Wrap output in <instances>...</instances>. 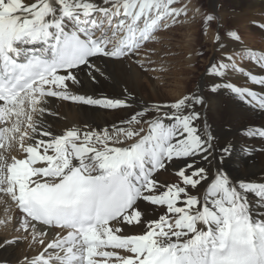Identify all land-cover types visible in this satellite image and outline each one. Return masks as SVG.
<instances>
[{
    "label": "snow or ice",
    "instance_id": "6c2138e0",
    "mask_svg": "<svg viewBox=\"0 0 264 264\" xmlns=\"http://www.w3.org/2000/svg\"><path fill=\"white\" fill-rule=\"evenodd\" d=\"M175 2L0 0V194L18 209L16 231L31 228L35 241L37 222L57 230L23 264H264V217L253 218L249 201L251 194L264 205V182L233 180L224 170L231 145L217 147L202 117L203 96L137 110L127 89L123 98L68 90L84 68L95 80L100 69L93 58L123 62L170 20L176 23L187 6ZM214 20L205 16L206 23ZM216 41L226 49L219 34ZM248 58L264 72V56ZM207 72L212 93L225 90L264 110V93L227 82L239 73L264 88V75L223 54ZM47 97L132 111L125 126L54 134L34 119L44 114ZM245 134L264 139V128ZM172 166L176 181L160 182L161 170ZM145 206L159 212L149 217Z\"/></svg>",
    "mask_w": 264,
    "mask_h": 264
},
{
    "label": "bare ground",
    "instance_id": "6f19581e",
    "mask_svg": "<svg viewBox=\"0 0 264 264\" xmlns=\"http://www.w3.org/2000/svg\"><path fill=\"white\" fill-rule=\"evenodd\" d=\"M183 1L187 9H191L188 15L196 14L195 19L191 17L193 20L181 27L179 31H182L176 33L170 42L159 46L156 55L144 57L143 62L133 56L125 58L123 62H106L107 58H93V62L100 69V72H93L95 80L88 75L89 69L84 68L76 73L79 83L73 85L68 82V90L73 95H88L93 98H123L124 90L127 89L135 98L132 108L137 110L145 103H167L185 95H201L205 100L202 117L210 126L217 147L231 145V155L226 158L224 170L233 180L264 182V139L252 138L245 134L250 128H264V110L249 106L225 90L212 93L209 85L212 78L207 72L210 63L216 62L222 54L238 57L245 50L241 41L230 37L229 33L234 32L240 38L244 37L251 47L249 50L255 56H264V50L260 51L259 48V45H262L264 49V0ZM207 14L215 16L216 20L211 24L206 23ZM217 34L220 36L219 43L226 46L225 50L219 48ZM178 39H185V45H177L180 43ZM177 51L185 54L184 68L178 70L163 61L162 64L161 60L154 64L149 63V60L157 56L176 54ZM156 64L158 68L154 73L145 71L147 67L151 68ZM240 66L253 74L264 75L253 61ZM175 76H179V79ZM227 82L253 88L257 94L264 93V88L246 82L239 73L227 77ZM40 106L46 110L43 115L34 116V119L38 118L44 127L51 129L54 134L72 127L83 129L86 125L97 130L111 129L114 124L125 126L121 125V121L128 119L132 111L83 105L56 97H47L46 103ZM3 126L0 124V127ZM215 164L216 161H213V170ZM175 170V166L168 167L166 171L161 170L157 179L162 183L175 182ZM249 201L253 218L264 217V205L251 194ZM145 207L149 217L159 212V209L153 210L151 206ZM17 220L18 211L14 203L0 194V259L6 260L8 264H23L25 257L31 259L38 256L44 251V246L38 241L43 239L47 242L56 236L57 230L37 224L34 241L31 228L27 233L15 230L19 227ZM41 231L45 233L44 236L39 235ZM5 239H15L17 242L5 246Z\"/></svg>",
    "mask_w": 264,
    "mask_h": 264
},
{
    "label": "rangeland",
    "instance_id": "374dc122",
    "mask_svg": "<svg viewBox=\"0 0 264 264\" xmlns=\"http://www.w3.org/2000/svg\"><path fill=\"white\" fill-rule=\"evenodd\" d=\"M206 1V0H205ZM177 3V4H176ZM176 3H174L172 6L175 8H183L185 6V1L183 0H176ZM191 11V9H187L186 14H182L181 16H179L177 18V22L176 23H172L171 20L168 22L169 26L168 27H161L158 31H156L150 40L144 42L141 44V46L136 50V52L132 55L135 59H138L139 61H144V57H148L151 55H156V52H158V48L159 46L164 45L166 42H170L173 38V36L178 33L181 32L182 30L179 31V29L181 27H183L185 24H189L193 19H195V16L192 14L188 15V13ZM193 11V10H192ZM193 17V19L191 18ZM188 22H187V21ZM99 34V33H98ZM175 39V38H174ZM178 41L180 42L177 45H181L184 46L185 45V39L181 40L178 39ZM241 43L243 44V46L245 47V50H243L242 54L238 57L234 56V59L236 60V62L239 65L242 64H246V62H250L251 60L248 58L249 56V52H251L249 50V48L251 49L249 43L245 40L244 37L240 38ZM183 42V43H182ZM262 46V45H261ZM259 45L260 51L264 50L263 47H261ZM178 53L176 54H167L165 56H157V58L155 57L152 60H149V63L154 64L157 62H165L168 63L169 66H174L175 68H177L178 70L180 68H184L185 67V54H183L180 51H177ZM181 53V54H180ZM252 53V52H251ZM181 56V58H180ZM169 57V58H168ZM170 59L169 61H167V59ZM162 62V64H164ZM176 63V64H175ZM180 65V66H179ZM152 68V69H151ZM151 68H146L145 71L149 72V73H154V71H156V69L158 68V64H156V66H151ZM175 78L179 79V76H175Z\"/></svg>",
    "mask_w": 264,
    "mask_h": 264
}]
</instances>
